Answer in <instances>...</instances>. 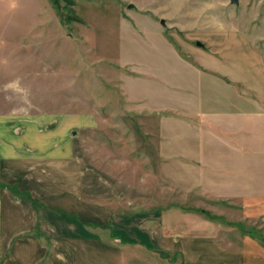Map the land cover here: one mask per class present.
<instances>
[{
	"label": "rangeland",
	"instance_id": "374dc122",
	"mask_svg": "<svg viewBox=\"0 0 264 264\" xmlns=\"http://www.w3.org/2000/svg\"><path fill=\"white\" fill-rule=\"evenodd\" d=\"M239 1L0 0V116L37 120L34 130L47 131L34 133L38 162H53L56 177H81L88 203L150 231L205 230V212L221 218L222 202L205 184L172 185L194 169L160 163L210 155L190 129L181 132L189 134L184 152L160 153L167 127L142 92L160 84L189 91L183 103L207 114L237 108L240 97L264 102V0ZM182 108L175 109L189 121ZM64 163L70 175L56 166Z\"/></svg>",
	"mask_w": 264,
	"mask_h": 264
},
{
	"label": "crops",
	"instance_id": "0c3cea01",
	"mask_svg": "<svg viewBox=\"0 0 264 264\" xmlns=\"http://www.w3.org/2000/svg\"><path fill=\"white\" fill-rule=\"evenodd\" d=\"M142 93L160 108L161 127H167L160 153L184 152L189 134L181 132L190 129L194 145L210 155L206 162L162 159L160 169H194V177H175L172 185L205 184L213 200L222 202V217L209 212L206 229L192 224L189 232L166 225L150 231L129 216L116 218L110 208L83 199L81 177H56L53 162H38L34 133L47 131L34 130L37 120L0 116V264H264V102L240 97L237 108L207 114L183 103L191 92L168 84ZM252 105L258 108L247 109ZM183 106L189 121L180 117ZM58 165L67 175L73 170L71 163ZM199 167L216 176H197ZM11 186L40 199L42 216Z\"/></svg>",
	"mask_w": 264,
	"mask_h": 264
},
{
	"label": "trees",
	"instance_id": "16d2710c",
	"mask_svg": "<svg viewBox=\"0 0 264 264\" xmlns=\"http://www.w3.org/2000/svg\"><path fill=\"white\" fill-rule=\"evenodd\" d=\"M70 2H72L71 4L73 5L75 2H76V0H69ZM75 1V2H74ZM10 190H12L13 192H14V194H17V195H21L24 199H26L27 201H31L32 202V204L34 205V208H36V209H38V202L39 201H37V200H35V199H32L31 197H30V195H26V194H24V193H22V192H18L17 191V189H15V188H10ZM40 204V203H39ZM206 214L208 213V212H205Z\"/></svg>",
	"mask_w": 264,
	"mask_h": 264
},
{
	"label": "water",
	"instance_id": "95a60500",
	"mask_svg": "<svg viewBox=\"0 0 264 264\" xmlns=\"http://www.w3.org/2000/svg\"><path fill=\"white\" fill-rule=\"evenodd\" d=\"M232 1V3H235V4H239V0H231ZM128 8H136V5L135 4H133V3H130L129 5H128ZM162 24H164L165 25V20L164 19H162ZM197 45H199V46H202V47H204L205 45H204V43L203 42H201V41H197Z\"/></svg>",
	"mask_w": 264,
	"mask_h": 264
}]
</instances>
